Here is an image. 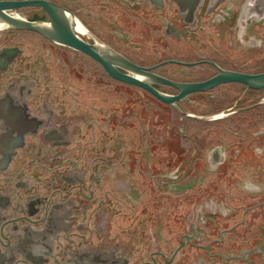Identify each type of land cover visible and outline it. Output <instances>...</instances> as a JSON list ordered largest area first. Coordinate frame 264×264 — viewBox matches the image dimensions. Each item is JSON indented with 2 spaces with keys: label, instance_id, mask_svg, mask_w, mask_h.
I'll use <instances>...</instances> for the list:
<instances>
[{
  "label": "flooded vegetation",
  "instance_id": "1",
  "mask_svg": "<svg viewBox=\"0 0 264 264\" xmlns=\"http://www.w3.org/2000/svg\"><path fill=\"white\" fill-rule=\"evenodd\" d=\"M42 3L92 54L0 22V264H264V88L184 92L264 74V0Z\"/></svg>",
  "mask_w": 264,
  "mask_h": 264
},
{
  "label": "water",
  "instance_id": "2",
  "mask_svg": "<svg viewBox=\"0 0 264 264\" xmlns=\"http://www.w3.org/2000/svg\"><path fill=\"white\" fill-rule=\"evenodd\" d=\"M15 6L18 5L16 4ZM39 6L43 7L48 13L51 21L50 28H47L38 23H30L21 20H14L1 13H0V22L4 23L6 26L12 29L35 32L57 43H62L64 45L73 47L74 49H77L86 54H90V55L92 54L90 48H88L87 45L82 43L71 33L69 25L66 19L64 18V13L61 11V9H58L56 7L51 6L50 4H45V3L39 4ZM11 7L12 6L8 4L0 5V8H5V9ZM225 82H239L246 84L250 88H255V89L264 88V74L258 76H247V75H238V74H230V73L223 74L203 84L188 85L184 88V92L185 94H187L197 91H203L208 88H211L212 86ZM135 83L137 82L135 81ZM139 84L142 85L143 87H146L144 83L143 84L139 83ZM160 99L161 101L169 104L172 103V101L176 100L177 98L173 99V98L160 96Z\"/></svg>",
  "mask_w": 264,
  "mask_h": 264
},
{
  "label": "rangeland",
  "instance_id": "3",
  "mask_svg": "<svg viewBox=\"0 0 264 264\" xmlns=\"http://www.w3.org/2000/svg\"><path fill=\"white\" fill-rule=\"evenodd\" d=\"M264 62V58H263V56L262 57H260V55L258 56V57H255V62ZM233 88H226V87H222V88H219V89H217L216 91H215V93L213 94V97H217V98H219V100H221V98H223V97H225V95H226V93L228 92V91H231ZM234 90V89H233ZM212 100H214V99H212ZM223 104L225 105V103L223 102Z\"/></svg>",
  "mask_w": 264,
  "mask_h": 264
},
{
  "label": "bare ground",
  "instance_id": "4",
  "mask_svg": "<svg viewBox=\"0 0 264 264\" xmlns=\"http://www.w3.org/2000/svg\"><path fill=\"white\" fill-rule=\"evenodd\" d=\"M1 26H2V25H1ZM77 31H78V32H83L82 29H81L79 26L77 27Z\"/></svg>",
  "mask_w": 264,
  "mask_h": 264
}]
</instances>
